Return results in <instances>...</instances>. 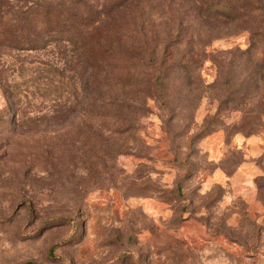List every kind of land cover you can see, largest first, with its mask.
Listing matches in <instances>:
<instances>
[{
  "label": "rangeland",
  "instance_id": "374dc122",
  "mask_svg": "<svg viewBox=\"0 0 264 264\" xmlns=\"http://www.w3.org/2000/svg\"><path fill=\"white\" fill-rule=\"evenodd\" d=\"M203 1L0 47V264H264V0Z\"/></svg>",
  "mask_w": 264,
  "mask_h": 264
},
{
  "label": "trees",
  "instance_id": "16d2710c",
  "mask_svg": "<svg viewBox=\"0 0 264 264\" xmlns=\"http://www.w3.org/2000/svg\"><path fill=\"white\" fill-rule=\"evenodd\" d=\"M95 0H0V47L37 45L43 34L54 28H69L72 38L80 41V53L85 38L93 28L105 5ZM222 0H204L212 12L223 14ZM227 16V15H226ZM68 29V30H69Z\"/></svg>",
  "mask_w": 264,
  "mask_h": 264
}]
</instances>
